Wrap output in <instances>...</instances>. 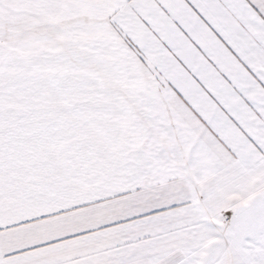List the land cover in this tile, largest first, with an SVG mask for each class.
Listing matches in <instances>:
<instances>
[{"label": "snow or ice", "instance_id": "1", "mask_svg": "<svg viewBox=\"0 0 264 264\" xmlns=\"http://www.w3.org/2000/svg\"><path fill=\"white\" fill-rule=\"evenodd\" d=\"M0 264H264V0H0Z\"/></svg>", "mask_w": 264, "mask_h": 264}]
</instances>
